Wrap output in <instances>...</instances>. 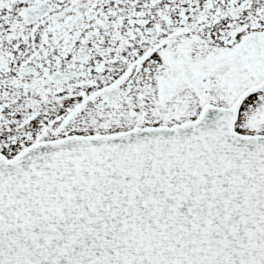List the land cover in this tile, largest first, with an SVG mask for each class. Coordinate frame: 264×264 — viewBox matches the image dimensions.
I'll return each mask as SVG.
<instances>
[{"label": "snow or ice", "instance_id": "obj_1", "mask_svg": "<svg viewBox=\"0 0 264 264\" xmlns=\"http://www.w3.org/2000/svg\"><path fill=\"white\" fill-rule=\"evenodd\" d=\"M0 264H264V0H0Z\"/></svg>", "mask_w": 264, "mask_h": 264}]
</instances>
